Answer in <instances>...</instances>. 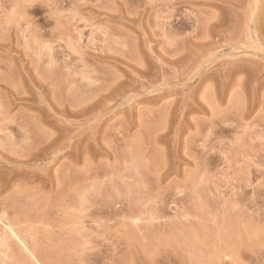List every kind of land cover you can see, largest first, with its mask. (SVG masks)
<instances>
[{
  "label": "rangeland",
  "instance_id": "1",
  "mask_svg": "<svg viewBox=\"0 0 264 264\" xmlns=\"http://www.w3.org/2000/svg\"><path fill=\"white\" fill-rule=\"evenodd\" d=\"M0 264H264V0H0Z\"/></svg>",
  "mask_w": 264,
  "mask_h": 264
}]
</instances>
